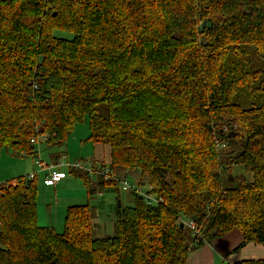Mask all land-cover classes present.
I'll list each match as a JSON object with an SVG mask.
<instances>
[{
  "label": "trees",
  "instance_id": "16d2710c",
  "mask_svg": "<svg viewBox=\"0 0 264 264\" xmlns=\"http://www.w3.org/2000/svg\"><path fill=\"white\" fill-rule=\"evenodd\" d=\"M85 121L107 164L37 159ZM3 150L34 169L0 182V264H185L234 228L235 250L264 247V0H0ZM63 168L87 195L137 172L155 202L129 190L106 237L69 205L57 233L38 225V183Z\"/></svg>",
  "mask_w": 264,
  "mask_h": 264
},
{
  "label": "rangeland",
  "instance_id": "374dc122",
  "mask_svg": "<svg viewBox=\"0 0 264 264\" xmlns=\"http://www.w3.org/2000/svg\"><path fill=\"white\" fill-rule=\"evenodd\" d=\"M58 36L64 38H71L72 35L69 33L57 32ZM99 108L104 111V105H100ZM70 135L73 139L84 138L88 134V125L85 121L77 125ZM70 138V139H71ZM66 142L63 147H47L44 143L38 145L39 155L37 159H41L44 163H51L52 156L59 149L65 148V153L69 152V163H75L76 161H83L84 165L89 166L92 160V145L88 144L85 148V155L80 152L81 148L77 144H72L70 147L67 146ZM224 146V145H222ZM221 146V147H222ZM69 148V150H68ZM88 149V151H87ZM84 151V150H83ZM226 153L230 152V149L225 147L223 149ZM32 159L30 157H17L12 152H7L5 150L0 153V182L7 178H12V176L24 175L26 174V169L30 170L29 162ZM31 163V162H30ZM59 163H63V159L59 160ZM87 166V167H88ZM67 178L58 187L57 191L49 189L47 187H40L41 182L38 183V198H37V222L41 227H51L57 233H61L64 229V216L65 208L69 205L85 204L89 203L92 213V226L91 234L93 237H106L112 236L114 234V212L115 204L117 199L121 201L123 205H132V199L130 191L120 190L118 186L116 187H101L96 186L94 193L87 195V189L83 181L73 174L69 173L68 168H63ZM237 172L240 168L236 169ZM242 172V170H241ZM134 173V172H132ZM128 173L126 178L132 184H135L134 174ZM137 173V172H135ZM233 174H237L233 172ZM120 178L124 177V173H119ZM142 188L147 191L149 185H141ZM118 189V190H117ZM51 191V192H50ZM235 229V228H234ZM237 229V228H236ZM233 231H237V230Z\"/></svg>",
  "mask_w": 264,
  "mask_h": 264
},
{
  "label": "crops",
  "instance_id": "0c3cea01",
  "mask_svg": "<svg viewBox=\"0 0 264 264\" xmlns=\"http://www.w3.org/2000/svg\"><path fill=\"white\" fill-rule=\"evenodd\" d=\"M85 137L81 139L80 138L73 139L69 137V139L67 140L68 142L67 146L70 147V145H72L73 143L77 144L78 147L81 148L79 151L84 154L86 150L85 148H87V145L89 144V143H82V140H84ZM92 153H93V155L91 156L92 159H95L99 163L104 162L107 164L108 149L105 146L100 145V144H92ZM66 157L67 158H65L64 160L69 161L70 159L69 152L66 153ZM30 162L28 165L30 167V170L28 171V168H27L26 169L27 173L31 172L34 169L32 160ZM117 170H118V173H124L127 175L128 173L130 174L132 173V172H128V171H125L119 168ZM132 174H134V176L137 175V173L135 172ZM13 177L15 176L13 175L12 178ZM137 178L135 177V182H137ZM63 181L57 184L54 188L53 187H47V188L53 189V191L55 192L57 191L59 185ZM40 187L45 188L46 186L40 185ZM235 229H232L225 235L213 240L212 243L210 244L206 243L202 245L201 247L190 252L185 264H232L234 262L241 261L244 259L264 258V247L261 244H257L254 242L246 243L243 247L235 250L242 241V235L240 231L237 229H236L237 231H233Z\"/></svg>",
  "mask_w": 264,
  "mask_h": 264
},
{
  "label": "built area",
  "instance_id": "2783aa9c",
  "mask_svg": "<svg viewBox=\"0 0 264 264\" xmlns=\"http://www.w3.org/2000/svg\"><path fill=\"white\" fill-rule=\"evenodd\" d=\"M31 143H37V139L32 138L30 140ZM49 172L45 175L44 177V183L46 185H50L53 186L55 185L61 178H63V173L60 171H57L54 169V165H49L48 167ZM54 169V170H53ZM120 184L123 190L125 191H129V190H135L136 193H138L139 195H143L146 196V202L148 204L155 202V198L152 197L151 195L148 194L147 191H145L144 189L138 187L135 184H130L124 177H121L120 179Z\"/></svg>",
  "mask_w": 264,
  "mask_h": 264
},
{
  "label": "water",
  "instance_id": "95a60500",
  "mask_svg": "<svg viewBox=\"0 0 264 264\" xmlns=\"http://www.w3.org/2000/svg\"><path fill=\"white\" fill-rule=\"evenodd\" d=\"M204 25V24H203ZM180 227H181V225H180Z\"/></svg>",
  "mask_w": 264,
  "mask_h": 264
}]
</instances>
